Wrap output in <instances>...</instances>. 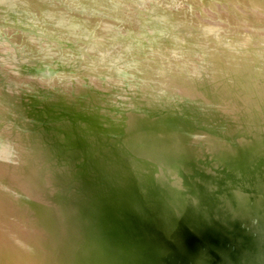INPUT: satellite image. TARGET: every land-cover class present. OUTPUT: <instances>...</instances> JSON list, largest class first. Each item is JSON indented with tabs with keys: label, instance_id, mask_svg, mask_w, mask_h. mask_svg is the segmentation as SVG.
I'll return each mask as SVG.
<instances>
[{
	"label": "clouds",
	"instance_id": "1",
	"mask_svg": "<svg viewBox=\"0 0 264 264\" xmlns=\"http://www.w3.org/2000/svg\"><path fill=\"white\" fill-rule=\"evenodd\" d=\"M210 9L0 0V264H187L190 219L264 250V3Z\"/></svg>",
	"mask_w": 264,
	"mask_h": 264
},
{
	"label": "bare ground",
	"instance_id": "2",
	"mask_svg": "<svg viewBox=\"0 0 264 264\" xmlns=\"http://www.w3.org/2000/svg\"><path fill=\"white\" fill-rule=\"evenodd\" d=\"M213 171L204 172L202 175L203 179H210ZM199 172L193 174V180L198 181L197 175ZM198 176V177H197ZM200 241L197 242L194 238V235L191 231L187 233H178L175 235V244L179 247V249L184 253L187 264H228L225 259V254L223 253L224 247H222L223 243L216 239L209 231V229L203 228L202 234L200 237ZM212 240L215 244V250H209L207 254H205V249L208 247V241ZM221 258L220 262L215 263V256ZM211 257V260L208 257Z\"/></svg>",
	"mask_w": 264,
	"mask_h": 264
},
{
	"label": "water",
	"instance_id": "3",
	"mask_svg": "<svg viewBox=\"0 0 264 264\" xmlns=\"http://www.w3.org/2000/svg\"><path fill=\"white\" fill-rule=\"evenodd\" d=\"M198 179H203L202 175H200ZM203 228H206V226L197 220L190 219L187 222V226L185 227L183 232L187 233L191 231L194 235L195 240L199 242L201 239L200 237ZM209 231L211 233V230ZM255 231H257L258 235L264 237V221H262L261 224L257 226ZM197 237H199V239H197ZM220 241L223 243L222 245V247H224L223 253L225 254V259L227 260L228 264H264V250L256 249L252 252L243 254V256H240L238 259L237 254L231 253L227 250V244L231 242L227 241L226 237ZM215 259H216L215 263L216 262L219 263L221 260V258L217 257V255L215 256Z\"/></svg>",
	"mask_w": 264,
	"mask_h": 264
},
{
	"label": "rangeland",
	"instance_id": "4",
	"mask_svg": "<svg viewBox=\"0 0 264 264\" xmlns=\"http://www.w3.org/2000/svg\"><path fill=\"white\" fill-rule=\"evenodd\" d=\"M214 2H223V0H189V3H193L194 5L202 4L207 10H211L210 5ZM241 2L243 3L244 0H241ZM259 2L264 3V0H259ZM197 11H199V9H197ZM197 175H204V172H199Z\"/></svg>",
	"mask_w": 264,
	"mask_h": 264
}]
</instances>
